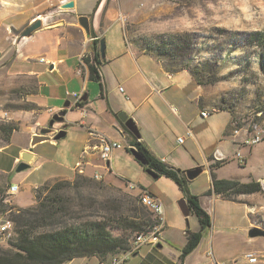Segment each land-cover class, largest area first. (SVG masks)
Here are the masks:
<instances>
[{
    "label": "crops",
    "instance_id": "obj_1",
    "mask_svg": "<svg viewBox=\"0 0 264 264\" xmlns=\"http://www.w3.org/2000/svg\"><path fill=\"white\" fill-rule=\"evenodd\" d=\"M70 2L74 7L65 8ZM137 5L133 0H0V71L19 81L16 88L23 90L24 105L36 107L7 111L4 119L0 105V123L20 125L11 142L0 148V174L10 187L30 186L34 195L46 184L73 181L78 175L93 178L99 173L103 181L134 195L153 196L165 208L161 243L167 241L169 250L161 243L146 245L132 256L141 255L138 262L130 257L124 264H179L186 231L199 232L200 223L194 214H183L179 203L187 200L180 187L164 176L153 178L133 156L132 137L119 117L124 113L136 123L138 140L156 158L185 172L205 168L189 185L191 193L200 197L212 226L183 264H251L246 258L249 253L259 256L256 264H264V244L260 252L248 249L255 242L249 236L255 226L253 205L227 201L214 193L206 195L212 189L211 166L217 161H225L215 170L219 179L237 180L223 173L230 163H240L238 152L245 160L241 166L247 165L248 157L242 153L247 148L242 145L246 135H234L233 115L214 108L206 87L190 71L170 73L156 57L138 51L128 40L126 20ZM81 16L89 18V33L78 21ZM37 21L42 27L30 38L19 40ZM103 40L105 56L101 55L98 66L95 43L101 47ZM29 81L34 82L35 92L28 91ZM73 94L82 95V106H77ZM203 111L210 115L203 117ZM60 112L65 113L64 122L56 123L54 129L66 127V137L31 149L32 138ZM19 134L22 141L15 144ZM101 136L122 145L106 166L100 158ZM179 138L184 142L179 143ZM25 151L33 154V163L20 173L17 167ZM255 180L264 188V178ZM113 261V257L105 263L89 257L68 264Z\"/></svg>",
    "mask_w": 264,
    "mask_h": 264
},
{
    "label": "trees",
    "instance_id": "obj_2",
    "mask_svg": "<svg viewBox=\"0 0 264 264\" xmlns=\"http://www.w3.org/2000/svg\"><path fill=\"white\" fill-rule=\"evenodd\" d=\"M91 36H94L93 31ZM248 41L264 51V33H253ZM195 44L192 34L162 35L136 43L141 52L156 57L166 71L177 73L188 70L200 85L214 84L215 81L207 83V74L199 67L185 63L190 61L188 58ZM95 54L96 63L100 66L101 51L96 43ZM28 91H36L33 81ZM21 94L23 96V90ZM83 104L82 98L77 106ZM33 108L36 107L25 104L10 106L7 110ZM219 110L233 115L231 107H220ZM19 129L17 122H1L0 139L9 144ZM124 131L132 137L131 145L146 160L147 164L142 165L154 171L158 177L173 180L184 193L191 213L200 223L199 232L186 231V244L179 263L183 264L186 257L200 245L203 232L211 228V217L202 207L200 197L191 193L185 171L159 160L126 127ZM224 163L217 161L211 166L212 189L206 195L214 193L224 200L238 202L239 196L264 192L261 182L255 179L250 182L219 179L215 170ZM9 189L10 185H5L4 192ZM88 190L93 196H86ZM4 202V199L0 201L1 213L8 214L6 220L13 224L15 236L8 240L7 249L0 247V264H68L74 259L89 257H97L105 263L110 257L130 252L132 240L148 233L156 223L153 214L141 204L138 195L124 187H115L82 175L73 181L61 180L37 189L34 206L18 208Z\"/></svg>",
    "mask_w": 264,
    "mask_h": 264
},
{
    "label": "rangeland",
    "instance_id": "obj_3",
    "mask_svg": "<svg viewBox=\"0 0 264 264\" xmlns=\"http://www.w3.org/2000/svg\"><path fill=\"white\" fill-rule=\"evenodd\" d=\"M133 1L138 5L133 15L126 20V32L134 47L140 51L136 43L162 35L192 34L196 44L188 58L190 61L185 63L205 72L207 83L215 81L205 86L214 108L231 107L234 117L232 130L241 129L246 138H252L256 131H261L262 142L252 146V150L247 147L242 151L248 157L247 165L242 167L241 163L232 162L223 174L242 182H250L251 176L254 179L264 178V51L248 41L251 34L264 33V0ZM28 84L31 87L32 81ZM16 85L19 87V81L8 77L4 70L0 71L3 117L10 106L24 105L21 101L22 90ZM22 137V134L17 135L15 144L22 141ZM5 145L0 139V148ZM7 184L6 177L0 174V201L4 199V203L18 208L35 205V195L30 186H23L16 195H11L9 191L4 192ZM86 196L93 195L88 190ZM237 200L248 201L253 205L254 227L264 230V192L254 196H239ZM6 215L0 209V220ZM254 241L248 249L260 252L264 236L256 237ZM161 244L169 250L167 241L163 240ZM0 247H9L8 240L1 235ZM140 256L131 259L138 262Z\"/></svg>",
    "mask_w": 264,
    "mask_h": 264
},
{
    "label": "built area",
    "instance_id": "obj_4",
    "mask_svg": "<svg viewBox=\"0 0 264 264\" xmlns=\"http://www.w3.org/2000/svg\"><path fill=\"white\" fill-rule=\"evenodd\" d=\"M120 91L124 92V89L120 88ZM73 97L76 100V103H78L82 99V95L79 94H73ZM209 115H210L209 111L202 112L203 117H208ZM7 117L8 114L5 113L4 118ZM241 131H242L241 129L235 128L233 132L234 135L238 136L241 133ZM262 140H263V135L261 131H256L255 135H253L252 138L249 137L245 138L242 141V145L247 147H252L254 145L260 144ZM178 141L179 143H183L184 139L179 138ZM100 143H101L100 158L104 163V165L106 166L107 162H109V160L111 159L113 152L116 149L122 148V145L117 142L109 141L108 139L102 136L100 137ZM236 157L240 161V163L242 164L245 163V160L240 152L237 153ZM93 179L96 181H102L103 176L99 173H96L93 176ZM131 188H133V186H131ZM19 190L20 189L18 185H13L9 189V194L11 195L17 194ZM139 200L141 204L145 206L153 214V217L156 219V223L152 228H150L149 233H147L144 239L140 241L131 242L132 248L130 252L119 256L118 255L114 256L113 264H124V262L128 260L130 257H132L134 253H138L143 246L151 245L152 247H157L161 243L163 232L166 226L165 208L163 204L147 193L140 194ZM0 235L5 240H9L15 236L13 224L10 221L6 220V218L0 220ZM246 258L251 264H256L258 263L259 260V256L256 253H249L246 255ZM213 264H218V263L214 262Z\"/></svg>",
    "mask_w": 264,
    "mask_h": 264
},
{
    "label": "water",
    "instance_id": "obj_5",
    "mask_svg": "<svg viewBox=\"0 0 264 264\" xmlns=\"http://www.w3.org/2000/svg\"><path fill=\"white\" fill-rule=\"evenodd\" d=\"M64 7L65 8H73L74 3L70 2V3L66 4ZM78 21H79L80 25L89 33L90 32L89 18L87 16H81V17H79ZM41 27H42V23L40 21H37L36 23L27 27L21 33V35L19 36V40L30 38ZM105 49H106V46H105V42L103 40V41H101V47H100L102 57L105 56ZM85 99H86V97H85ZM67 106H69L68 103H67ZM64 116H65L64 112L57 113L53 117L51 122L49 123V126L40 129L39 133L32 138L31 143H30V148L34 149L37 145L44 143V142H47V141H50V140L57 142V141H60L61 139H63L64 137H66V135H67L66 127H63L59 131H56L54 129V125L56 123L64 122ZM119 117H120L121 121L124 123L125 127L137 139H140V133H139V130H138L137 125L134 122V120L132 118H129L124 113H121ZM131 152H132L133 156L140 163H142L143 165L147 164L144 157L136 150V148H132ZM32 159H33L32 153H30L28 151L23 152L22 162L18 165L17 171L23 172L25 170H28L30 168V164L33 163ZM147 172H148V174H150L155 179L158 177V175L152 170H148ZM204 172H205L204 167H198L196 169H192V170L187 171L186 176H187V179L189 181H193V180L197 179L199 176H201ZM179 205H180L182 212L185 216H189L191 214V210L188 206L187 201L182 200L179 203ZM249 236L251 238L262 237V236H264V230L259 228V227H253L249 232Z\"/></svg>",
    "mask_w": 264,
    "mask_h": 264
},
{
    "label": "bare ground",
    "instance_id": "obj_6",
    "mask_svg": "<svg viewBox=\"0 0 264 264\" xmlns=\"http://www.w3.org/2000/svg\"><path fill=\"white\" fill-rule=\"evenodd\" d=\"M148 233H149V232H148ZM146 235H147V233H146V234L139 235V236L135 237V238L132 240V242H133V241H140V240L144 239V238L146 237Z\"/></svg>",
    "mask_w": 264,
    "mask_h": 264
}]
</instances>
